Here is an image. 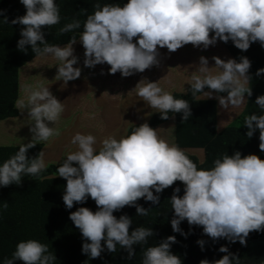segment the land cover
<instances>
[{"label": "trees", "instance_id": "obj_1", "mask_svg": "<svg viewBox=\"0 0 264 264\" xmlns=\"http://www.w3.org/2000/svg\"><path fill=\"white\" fill-rule=\"evenodd\" d=\"M177 1V34L215 39L229 75L171 93L87 160L42 168L43 142L0 144V264H264V0ZM172 5L0 0V123L18 117L24 65L101 28L121 33L108 43L119 73L143 68L147 52L131 40L168 30ZM172 119L179 151L166 156L150 137ZM135 139L143 151L90 173Z\"/></svg>", "mask_w": 264, "mask_h": 264}, {"label": "crops", "instance_id": "obj_2", "mask_svg": "<svg viewBox=\"0 0 264 264\" xmlns=\"http://www.w3.org/2000/svg\"><path fill=\"white\" fill-rule=\"evenodd\" d=\"M173 2L175 10L167 21L168 30L132 38L133 43H142L147 52L146 63L137 72L124 75L112 64L108 43L121 33L111 26L101 28L93 35L82 36L71 45L53 48L24 65L20 70L19 114L17 118L1 122H10L11 127H3L0 123V142L7 141L3 130L9 131L13 128L11 122L20 120L23 125L21 132L17 129V135L21 137L19 141L43 137V141L38 140L45 145L43 160L54 150H60L56 153L60 152L63 158L66 155L65 161L73 158L83 161L84 157L87 160L96 151L122 139L131 122V117L123 113L124 109L131 113L133 108L132 113L138 117L148 108L147 101H152L149 102L151 108L156 107V100L161 99L159 95L167 88L166 83L168 88L180 86L181 93H185L190 85L220 81L228 76L234 63L215 39L177 34L175 12L179 5L177 0H168L171 5ZM160 39L161 43H157ZM167 44L176 50L180 48V51L168 55L161 53L167 49ZM204 53L210 56L207 57L209 60H216L207 65L199 62ZM25 77L27 81H24ZM40 83L44 86L40 87ZM205 97L214 96L206 92L203 99ZM152 113L148 120L158 112ZM223 121L221 119L225 123ZM38 123L41 127L36 130ZM124 126L125 132L122 131ZM17 135H12V142Z\"/></svg>", "mask_w": 264, "mask_h": 264}, {"label": "rangeland", "instance_id": "obj_3", "mask_svg": "<svg viewBox=\"0 0 264 264\" xmlns=\"http://www.w3.org/2000/svg\"><path fill=\"white\" fill-rule=\"evenodd\" d=\"M117 36H119V35L117 34ZM165 44L166 43H164L162 45H165ZM179 51H180V48L178 50H176V49L173 48V46H170L169 44H167V49L165 51H162L161 53L168 55L170 52L177 54ZM27 80L28 79H26V77H25L24 78V81H27ZM19 82H20V76H19ZM167 84L168 83H166V85H165L167 88H164V91H162L161 94L159 95V96H161V99L160 100H156V102H158V105L156 107L151 108L152 106L149 105V102L151 103L152 101H147L146 104H147L148 108L146 110H143V114H141V116L136 117L132 113L134 111L133 108L131 110L132 111L131 113H130L129 110H126L127 111L126 112L125 109H124L123 113H126L127 116H130L131 117V122H130V125L129 126L134 125V124H139V123H143L144 124L148 120V118L150 117V114L153 111L154 112L164 111L166 109V107H167V102H168V99H169L171 93H173V92H181V90H182L180 88V86H173V87L168 88L169 85H167ZM42 86H44V85L42 83H40V87H42ZM242 88H243V85H241L238 88H236L237 90H236V93L234 95L235 96L234 99H236V98L238 99V98H240L242 96L239 93ZM165 89H167L170 92H166ZM157 93H159V92H157ZM148 96L150 97L151 96V93ZM239 100L240 101H238V104L240 105V108L239 109L237 108V104H233L231 107H234L236 109V113L234 112V115L231 117V119H229L225 123H222L223 126H220L219 125L218 126V130H222V129L226 128L227 125L231 124L235 120L234 119V116H237V113H239L241 111V109L243 108V105H244L243 99H239ZM134 103L137 104L138 101H136ZM142 105H144V104L142 103ZM24 106L26 107V104H24ZM22 107L23 106L21 104V108ZM100 112L101 111H99V113ZM22 122L23 121H20V120L12 121L11 123L13 125V128L12 129L10 128V130L8 129L9 131L3 130V131H6L5 135L7 137V141H1L0 143L2 144V146L3 145H7V144H10V145L11 144H16V142L20 140L21 137H19L17 135V129H19V132L22 131L20 129L21 126L23 125ZM1 124L3 125V127H7L8 125H10V122H4V123H1ZM10 127H11V125H10ZM40 127H41V123H38V124H36V128L35 129L38 130V128L40 129ZM123 128L124 129L122 131L125 130V126ZM14 129H16V130L14 131ZM11 132H13V133H11ZM126 133H123V137L122 138L125 137ZM12 135H17V136H14V141L13 142L11 141ZM24 136H27V135H24ZM28 136H29V134H28ZM38 140L43 141V137L42 136H40V137L38 136V138L33 137V141L24 140L25 142L23 141V142L18 143V146H19V144H23V146H31V143L32 142L34 144H36V143L39 142ZM150 141H151V144H152V148L153 149L159 151L163 155H166V156H174L179 151V150H177L176 145H175V122L174 121H170L167 124H165L163 126H160L156 130V132H154L151 135ZM144 149H145L144 145L141 142H139L138 139H135V142L133 141L132 145L129 148L124 149L119 155L113 156L108 161L103 162L97 169L91 170L90 173H93V174L98 173L101 170H103V169L111 166L112 164H115V163H117V162H119V161H121L123 159H126L129 156L131 157V156L136 155L137 153L143 151ZM54 151L55 152H52L51 154H48V156L44 160L42 158V161H41V163H42L41 164V167L42 168L45 167V166H47V165H51V164H58V163H61V162H63V163L68 162L66 164H71L72 162L75 163V162L81 160V159H75V158H73L74 160L65 161L64 158H67L66 155H64L65 157L63 158V156H62V154L60 152L56 153V151H60V150H54ZM191 153L197 155L198 158L201 161H203V159H204V152L203 151H201V150L200 151H191ZM85 158L86 157H84L82 159L85 160Z\"/></svg>", "mask_w": 264, "mask_h": 264}]
</instances>
